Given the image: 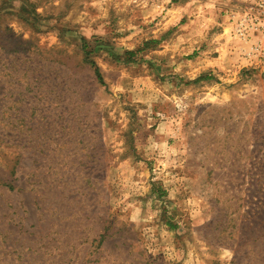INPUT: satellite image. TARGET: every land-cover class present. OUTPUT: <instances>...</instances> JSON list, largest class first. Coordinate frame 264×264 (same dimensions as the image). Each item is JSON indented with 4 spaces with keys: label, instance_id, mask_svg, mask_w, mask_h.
Returning a JSON list of instances; mask_svg holds the SVG:
<instances>
[{
    "label": "rangeland",
    "instance_id": "obj_1",
    "mask_svg": "<svg viewBox=\"0 0 264 264\" xmlns=\"http://www.w3.org/2000/svg\"><path fill=\"white\" fill-rule=\"evenodd\" d=\"M0 264H264V0H0Z\"/></svg>",
    "mask_w": 264,
    "mask_h": 264
},
{
    "label": "trees",
    "instance_id": "obj_2",
    "mask_svg": "<svg viewBox=\"0 0 264 264\" xmlns=\"http://www.w3.org/2000/svg\"><path fill=\"white\" fill-rule=\"evenodd\" d=\"M95 72L98 75L99 79H101V75H100V72H99V69L98 68H95Z\"/></svg>",
    "mask_w": 264,
    "mask_h": 264
}]
</instances>
